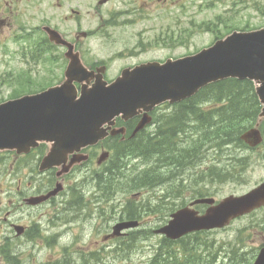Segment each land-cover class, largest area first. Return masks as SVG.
I'll use <instances>...</instances> for the list:
<instances>
[{
	"label": "rangeland",
	"instance_id": "rangeland-1",
	"mask_svg": "<svg viewBox=\"0 0 264 264\" xmlns=\"http://www.w3.org/2000/svg\"><path fill=\"white\" fill-rule=\"evenodd\" d=\"M185 5L182 13L180 6L168 11L157 10L134 29H122L119 43L114 47L104 44L98 36L91 38L88 45L91 51L89 56L86 54L88 61L108 60L111 65L109 77L114 78L125 65L142 58L154 59L171 54L192 53L209 46L233 30H255L264 26V0H188ZM192 20H195L194 25ZM141 28L151 29L146 34L147 39L155 37L160 30L164 31L167 43L156 44L155 48L141 57H115L114 50L132 41ZM131 31L134 34H130ZM1 47L3 46H0V83L14 86L13 89L6 85L0 88L5 94L3 98L14 93L16 84L27 83L31 77L34 78L33 82H39V87H47L63 78L61 64L56 62L54 71L49 72L48 67L53 64L46 61L47 63H40L39 72L23 76L25 82L18 83L17 75L13 73L22 71V62L14 59L13 55L4 56ZM6 48L13 51L17 45L9 41ZM35 88L37 87L27 85L17 93L34 92ZM209 105L206 104L205 107ZM174 110L175 107L167 104L162 112L166 115ZM254 124L255 122H251L249 126L247 122L245 130ZM178 139H184L183 135ZM214 142H205L201 151L195 153L196 155L200 152V156L197 155L199 158L185 167H177L178 162L161 166L155 164V159L147 162L134 158L128 165L130 168L122 167L116 174L115 181L121 179V184L110 195H105V191L93 179L96 172L103 171L94 161L90 165L75 168L67 175L64 182L67 193L61 194L54 203L37 208H28L24 203L23 209H19L21 204H10L9 197L2 196L5 208L3 212L15 209L16 217H23V223L38 220L41 233L49 234V242L46 244L43 243L46 239L44 234L34 242L24 240L22 246L11 253L15 254L19 264H249L242 263L244 256H240V253L260 241L261 237L250 229L243 230L245 220L236 219L225 228L198 235L190 234L180 241H172L174 243L154 232L168 223L173 212L188 205L196 197L211 196L220 200L231 194L245 193L264 179V153L247 149L243 144L233 143L219 147ZM99 153L100 151L98 155ZM236 159L244 161V166L239 168L236 178L215 181L211 168L214 165L236 164ZM144 170H149L148 176L158 180L146 182L145 177L141 179L139 174ZM24 172L27 174L24 173L22 188L28 180H33L28 169ZM203 174L207 178H201ZM39 178L40 185L36 181ZM39 178L33 182L41 188L44 185L43 177ZM0 183L6 185L1 175ZM74 188L84 194L83 197ZM25 193L27 194L26 191ZM137 206L145 212L140 219V226L133 230L134 234L119 241L115 240L116 242L105 239L107 234L113 232V226L122 222L126 210L135 209ZM196 208L203 212L207 206ZM252 222L249 219L247 223L251 225ZM0 231L3 234L6 231L1 224ZM240 246L245 248L241 249ZM157 250L162 252V256L155 261L153 256L157 254ZM3 258L0 253V264H10Z\"/></svg>",
	"mask_w": 264,
	"mask_h": 264
},
{
	"label": "water",
	"instance_id": "water-1",
	"mask_svg": "<svg viewBox=\"0 0 264 264\" xmlns=\"http://www.w3.org/2000/svg\"><path fill=\"white\" fill-rule=\"evenodd\" d=\"M50 35L57 43H65L57 32ZM67 56L70 63L60 85L0 104V150H20L48 141L50 150L43 159L42 170L60 167L58 175L68 173L88 158L81 153L83 148L97 144L109 134L125 132V128H113L117 117L128 120L144 113L133 133L136 134L151 120L148 112L155 106L181 102L210 83L227 78L254 81L263 104L260 118H264V27L234 31L183 58L126 68L112 82L104 78L105 67L90 70L72 47ZM75 82L81 84L80 91ZM241 138L252 146L262 141L258 128L250 129ZM108 156L109 152H103L99 163ZM60 190L58 184L37 200H45ZM215 202L214 198L195 200L192 206L206 203L210 207L203 214L190 206L181 208L156 233L177 240L194 231L222 228L264 203V182L246 194H232ZM138 225L139 221L120 222L114 226L115 234ZM254 264H264V250Z\"/></svg>",
	"mask_w": 264,
	"mask_h": 264
},
{
	"label": "flooded vegetation",
	"instance_id": "flooded-vegetation-1",
	"mask_svg": "<svg viewBox=\"0 0 264 264\" xmlns=\"http://www.w3.org/2000/svg\"><path fill=\"white\" fill-rule=\"evenodd\" d=\"M186 1L188 0H0V46H3L1 48L4 56L13 55L14 59H19L22 62L24 68L21 66L22 71L19 74L28 76V74L39 72L40 63H47L46 61H50L53 64L48 67L49 72L54 71L55 63L57 62L63 67L64 73L68 63L67 53L71 48L67 46V41H69L74 45V52L78 51L81 57L87 60L86 63L90 69H96L98 66L105 65V77L108 78L111 68L108 60L88 61L86 54L89 56L91 51V47L88 46L91 38L98 36L104 44H110L114 47L119 43L120 31L122 29H134L140 22L147 21L157 10L166 9L168 11L170 8L180 6L182 13L186 7ZM177 20L179 21V18ZM194 24L195 20H192V25ZM52 30L53 32H58L65 43L57 44L53 41L49 35ZM150 31L151 29L141 28L140 31L136 32L132 41L124 43L123 47L114 50L113 55L122 59L141 57L155 48L156 44L165 45L167 43V36H165V32L162 30L152 39H147L146 34ZM130 34H134V32L131 31ZM9 41L17 45L15 50L10 51V48L5 49ZM197 51L177 55H165L154 59L142 58L140 61L127 64L123 68L133 67L151 60L179 59L194 54ZM33 81L34 78L31 77L27 80V83L16 84L17 87H15L14 93L5 98H3L5 94L0 89V103L23 96L25 92H17L27 85L37 87L34 89V92L26 91V93L33 94L54 84L47 87H39V82L35 83ZM5 85L12 89L14 88V86L2 85L1 83L0 88ZM165 106H156L151 110V121L142 132L137 133L135 136H131L132 131L141 120L143 114H139L129 121L117 119L116 126H125L127 130L126 134H117L109 138V140L114 142V144L133 145L139 136L144 134L149 143L152 137L160 134L157 122L160 118L159 116L164 114L162 109ZM261 132L264 137V125L261 126ZM106 148V142L89 148L90 157L85 164L90 165L94 161L97 163L96 156H98V152ZM48 149L49 143L40 142L36 146H32L27 152L19 151L17 148H7L0 151V175L6 184L3 186V183H0V224L6 228L5 234L0 231V253L6 261H8L7 252L18 250L24 240L25 242H34L37 241V238L41 239L46 234V239L43 243L49 242L47 241L49 234L47 232L41 233L38 220L23 223V217H16L17 213L15 209L3 212L5 208L1 200L2 196H6L9 197L10 204H21L22 206L19 209H23L24 203L27 204L28 208H37L45 204L54 203L61 194L67 193V186L64 183L67 180V176H64L62 178L64 190L58 196L51 197L42 203L34 204L33 202L54 189L59 181L56 169L40 170L41 160ZM247 149L253 151L259 150V152L264 153V139L258 147L250 148L248 146ZM100 167L101 165L98 166V168ZM26 169L31 172L34 181L40 176L43 177V187L39 188L33 180H28L26 186L22 188L25 180L24 173L27 174V172H24ZM40 180V178L36 180L39 185ZM263 182L264 179L257 185H261ZM240 219L246 222L243 228L244 231L250 229L258 237H261L260 241L250 245L247 250L243 251L246 254V263L253 264L264 250V203L251 212L244 214ZM249 219L253 220L251 225L247 223ZM129 234V231L121 237H112L111 234H107L105 239H108V241H119L123 237L129 236ZM245 247L242 246L241 249ZM10 264L13 263L11 262Z\"/></svg>",
	"mask_w": 264,
	"mask_h": 264
},
{
	"label": "trees",
	"instance_id": "trees-1",
	"mask_svg": "<svg viewBox=\"0 0 264 264\" xmlns=\"http://www.w3.org/2000/svg\"><path fill=\"white\" fill-rule=\"evenodd\" d=\"M206 104L210 105L205 107ZM174 106V111L160 119L159 131L163 132L158 138H153L155 150L151 155L146 151L145 143L148 142L144 137L135 146H111L114 148L117 159L115 160L114 154L107 169L95 174V180L101 188H104L102 190L105 191V195H110L120 186L121 179L115 181L116 174L122 167L127 168L133 157L146 160L147 157L152 156L159 165L166 163L170 166L178 162L177 167H185L199 158L200 152L196 155L195 153L201 151L205 142L215 141L214 143L219 147L230 146L233 143L241 144L240 134L245 130L247 122L250 126L251 122L257 119L261 105L252 81L229 78L208 85L195 96ZM180 135H183L184 139L178 141L177 138ZM158 140L166 143L160 146ZM236 161V164L229 166L214 165L211 168V173L215 176L214 180L225 181L236 178L239 168L244 166V161L241 159ZM149 172L144 170L139 174L141 179L145 177L146 182L152 179L157 181V178L148 176ZM204 177H206L205 174L201 176V178ZM74 190L78 191V189ZM80 195L83 197V194L80 193ZM144 212V209L137 206L135 209H127L123 217L140 220ZM170 243L174 242L170 241ZM161 256L162 252L157 250V254L155 253L153 257L156 261ZM7 257L10 263H18V260L11 256V252L7 253Z\"/></svg>",
	"mask_w": 264,
	"mask_h": 264
},
{
	"label": "bare ground",
	"instance_id": "bare-ground-1",
	"mask_svg": "<svg viewBox=\"0 0 264 264\" xmlns=\"http://www.w3.org/2000/svg\"><path fill=\"white\" fill-rule=\"evenodd\" d=\"M182 159V158H181Z\"/></svg>",
	"mask_w": 264,
	"mask_h": 264
}]
</instances>
